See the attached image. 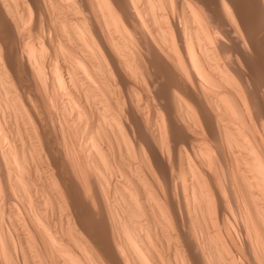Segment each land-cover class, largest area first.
Returning a JSON list of instances; mask_svg holds the SVG:
<instances>
[{"label":"bare ground","instance_id":"bare-ground-1","mask_svg":"<svg viewBox=\"0 0 264 264\" xmlns=\"http://www.w3.org/2000/svg\"><path fill=\"white\" fill-rule=\"evenodd\" d=\"M0 264H264V0H0Z\"/></svg>","mask_w":264,"mask_h":264}]
</instances>
